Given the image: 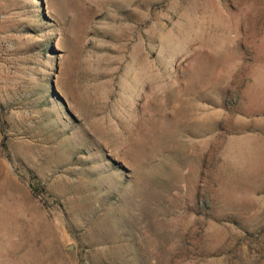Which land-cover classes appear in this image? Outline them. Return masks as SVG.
I'll return each mask as SVG.
<instances>
[{"label":"rangeland","instance_id":"374dc122","mask_svg":"<svg viewBox=\"0 0 264 264\" xmlns=\"http://www.w3.org/2000/svg\"><path fill=\"white\" fill-rule=\"evenodd\" d=\"M0 264H264V0H0Z\"/></svg>","mask_w":264,"mask_h":264},{"label":"trees","instance_id":"16d2710c","mask_svg":"<svg viewBox=\"0 0 264 264\" xmlns=\"http://www.w3.org/2000/svg\"><path fill=\"white\" fill-rule=\"evenodd\" d=\"M32 179H33V177H32ZM37 185H34V188L36 187ZM32 187H33V185H32ZM35 190V189H34Z\"/></svg>","mask_w":264,"mask_h":264}]
</instances>
